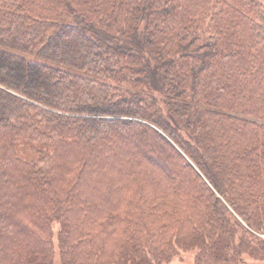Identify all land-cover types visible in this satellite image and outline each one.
Masks as SVG:
<instances>
[{"label":"trees","instance_id":"16d2710c","mask_svg":"<svg viewBox=\"0 0 264 264\" xmlns=\"http://www.w3.org/2000/svg\"><path fill=\"white\" fill-rule=\"evenodd\" d=\"M262 233L260 0H0V264H236Z\"/></svg>","mask_w":264,"mask_h":264},{"label":"rangeland","instance_id":"374dc122","mask_svg":"<svg viewBox=\"0 0 264 264\" xmlns=\"http://www.w3.org/2000/svg\"><path fill=\"white\" fill-rule=\"evenodd\" d=\"M264 4V0H260ZM56 226V225H55ZM264 238V233L260 234ZM258 257L256 255L244 254L241 260L236 264H264V254ZM54 261L57 264L58 257L54 256ZM164 264H194V250L181 251L180 254L173 257L170 261Z\"/></svg>","mask_w":264,"mask_h":264}]
</instances>
